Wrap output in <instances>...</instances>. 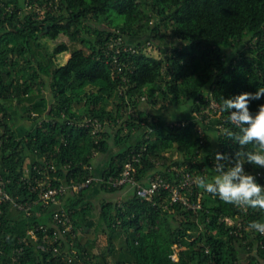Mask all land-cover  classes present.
<instances>
[{
    "label": "trees",
    "instance_id": "obj_1",
    "mask_svg": "<svg viewBox=\"0 0 264 264\" xmlns=\"http://www.w3.org/2000/svg\"><path fill=\"white\" fill-rule=\"evenodd\" d=\"M0 1V173L11 199L32 204L28 215L12 200L0 203V264H241L244 254L248 264H263L264 236L245 227L264 222V211L197 187L192 199L200 198L201 209L194 212L159 196L143 200L137 186L114 187L111 179L128 162L142 186L158 174L179 183L173 166L209 179L217 174L216 152L231 156L239 146L216 125L236 129L227 112L209 124L198 115L210 98L221 105V96L264 87V0H25L30 9L22 0ZM61 36L67 41L50 49ZM117 39L137 49L121 53V73L110 49ZM259 103L264 98L250 108ZM182 104L190 117L166 123L164 111ZM86 118L102 123L101 137L79 126ZM108 125L119 126L115 149ZM95 153L106 159L101 169ZM257 167L245 161L264 184ZM89 177L100 180L73 188ZM47 178L67 189L59 206L41 200L39 182ZM62 210L71 220L67 233L54 219ZM52 231L62 236L51 244L45 239ZM99 231L108 236L101 254L94 252ZM174 246L181 248L177 261Z\"/></svg>",
    "mask_w": 264,
    "mask_h": 264
},
{
    "label": "clouds",
    "instance_id": "obj_2",
    "mask_svg": "<svg viewBox=\"0 0 264 264\" xmlns=\"http://www.w3.org/2000/svg\"><path fill=\"white\" fill-rule=\"evenodd\" d=\"M264 98V87L255 92H242L228 98L221 96V112H227V121L236 131L217 125L221 135H227L239 147L229 156L216 152V173L210 179L197 177V186L206 193L218 197L225 203L264 211V184L257 175L246 170L248 165H256L257 170L264 169V103L253 110L250 104ZM252 144L253 151L243 146ZM250 230L264 235V222L256 220L248 225Z\"/></svg>",
    "mask_w": 264,
    "mask_h": 264
},
{
    "label": "built area",
    "instance_id": "obj_3",
    "mask_svg": "<svg viewBox=\"0 0 264 264\" xmlns=\"http://www.w3.org/2000/svg\"><path fill=\"white\" fill-rule=\"evenodd\" d=\"M1 2V1H0ZM2 4V3H1ZM26 9H30L32 6L26 2ZM41 10V8H38V11ZM121 39H117L115 41H112L110 44V49L114 50L115 56H114V65L115 68H118V72H122V68L127 66V64L124 63V61L119 58L121 56V53H136L137 49L134 48V46H123ZM125 43V42H124ZM154 46L151 45V43H148V51L149 53H152V48ZM220 114V105L217 101L214 99L210 98L209 99V104L208 106L201 111V114L198 115V118H204V122L206 124L211 123L214 119H216ZM201 118V119H202ZM93 126L94 130L93 133H100L101 137V132L103 131V125L99 120H93L91 118H86L84 122L79 124V126ZM174 125V124H172ZM182 125H185V123L182 122ZM222 126L221 124H217ZM216 125V127H217ZM97 154L95 153L94 156ZM52 169H54L53 166H51ZM176 172L177 174L181 173L183 179L179 181V183L172 184L168 181H166V178L163 177L162 174H158L155 179H153L148 186H142V185H137L138 183L136 182L134 178V174L136 172V168L133 166L131 162H128L124 168V170L121 173V176L117 179H111L112 185L114 187H127V186H137V194L138 196L147 201H152L156 196H159L161 198H166L165 201H169L170 199V205L173 204H181L185 207L186 210H192L194 212H197L198 210L201 209V203H200V198H198L197 202H193L192 196L195 195L194 189L197 188V177H201V175H198L196 172H190L187 170V168H179L177 166H173L170 171ZM261 174H259L260 176ZM50 179L47 178L45 180H42L39 182V187L42 188L41 191V200L44 201L46 205H53V206H59L60 205V197L66 192V187L60 186V187H54L52 186L51 182L49 181ZM100 179L96 177H89L86 181L79 185H74L73 188L76 191H79L83 188H86L90 186L93 182H98ZM9 181H6L1 173H0V203L5 201V200H12L14 207L18 208L21 211L26 212L28 215L31 213V207L32 204H21L16 202L15 200L11 199L10 196L8 195L7 192H5V187L6 184ZM168 192L169 196L168 197H162L163 192ZM184 192H190V195H186ZM245 208V207H243ZM246 209V208H245ZM55 220H58L63 226V233H67L71 229V220L66 213V210H62V213L55 214L54 216ZM227 225L231 226L232 228H235L237 230H242L243 225L241 223H236L233 220L227 219L226 220ZM45 228L44 226H41V229ZM246 230L251 231L248 227H245ZM61 232V233H62ZM57 231H52L51 234H49V237L46 236L48 243H53L54 241L58 240V237H61L62 234ZM237 233V232H236ZM29 235L32 236L35 240L36 234L34 230H30L28 232ZM53 235V236H52ZM262 235V234H261ZM264 236V235H263ZM49 239V241H48ZM61 243V241H60ZM260 243H263L261 241ZM23 250V249H21ZM177 250V252H175ZM181 248L178 246H174L171 254V258L173 260H178L179 252ZM57 251V250H56ZM209 250H206V253H208ZM69 262H72V259L69 258Z\"/></svg>",
    "mask_w": 264,
    "mask_h": 264
},
{
    "label": "rangeland",
    "instance_id": "obj_4",
    "mask_svg": "<svg viewBox=\"0 0 264 264\" xmlns=\"http://www.w3.org/2000/svg\"><path fill=\"white\" fill-rule=\"evenodd\" d=\"M24 1L25 0H22V5H24V7H26ZM61 40L67 41L66 37H64V36H61V38H59V40L56 41V42L49 41L50 49H52L54 47V45H56ZM178 44H179V42H177V41H175V42L173 41L171 43L172 46L173 45L177 46ZM152 53L155 56L159 55V47H158V45H154V47L152 48ZM68 58H69V54L65 53V55L59 56V61H60V63L63 64V63H65L68 60ZM127 105H128V108L130 109L129 111H131L132 103L130 101H128ZM145 108H147V105H145ZM159 108H160V106L158 105L157 107H155L154 110H157ZM188 108H189V105H187V104H182V105H179V106L169 107L167 111H164V116H165L166 123L169 124V123H173V122L183 121V120H186L187 118H189L190 117V113H189ZM110 126L109 125L107 126L108 127L107 130L110 133L113 134V138H112L111 144L113 143L112 146L114 147V136H115V133L118 130L119 126H112V125H110ZM115 148L116 147H114V149ZM98 157L99 156L96 155V158H98ZM119 198L120 197H118V199ZM103 242H104V240H103ZM175 252H177V250H175ZM249 260H250V258L248 257L247 254H245V255L242 256V263L241 264H248ZM255 260L256 259H253V261H255Z\"/></svg>",
    "mask_w": 264,
    "mask_h": 264
},
{
    "label": "crops",
    "instance_id": "obj_5",
    "mask_svg": "<svg viewBox=\"0 0 264 264\" xmlns=\"http://www.w3.org/2000/svg\"><path fill=\"white\" fill-rule=\"evenodd\" d=\"M65 63H63V64H65ZM169 124H171V123H169ZM105 162H106L105 158L98 157V159L96 160V166H98V169H101V167L104 166ZM97 195H98V197H97ZM118 195H119V197H125L127 195V193L123 190L122 192H119ZM93 197H94V200H97V202L101 201L102 198H103L101 193L99 194L98 191H94L93 192ZM114 197H115V195H114ZM114 199L117 200L116 197ZM99 212H100V210H98L96 212V215L99 214ZM107 238H108V236L105 233H103L102 231H99L98 237H97V242H96V248H94V252L95 253L101 254V253H103L105 251V248H106V246L108 244V239ZM103 240H104V242H103ZM118 242H119V240H118ZM249 262H250V260H249ZM262 263L264 264V262H262Z\"/></svg>",
    "mask_w": 264,
    "mask_h": 264
}]
</instances>
